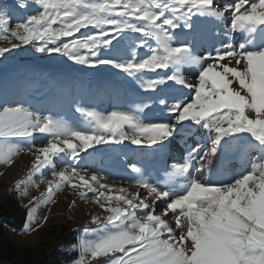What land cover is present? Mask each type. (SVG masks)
Returning <instances> with one entry per match:
<instances>
[{
	"label": "snow or ice",
	"instance_id": "1",
	"mask_svg": "<svg viewBox=\"0 0 264 264\" xmlns=\"http://www.w3.org/2000/svg\"><path fill=\"white\" fill-rule=\"evenodd\" d=\"M34 2V14L14 28L0 13V58L31 49L77 71L108 66L148 98L110 111L72 99L87 118L76 125L35 108L19 87L0 90V164L33 157L14 187L26 195L23 186L36 176L45 182L50 170L45 191L25 205L24 231L38 205L70 189L105 213L78 230L87 238L69 245L77 253L70 264H264V0ZM177 138L186 147L172 157L168 145ZM125 141L158 157L154 178L130 163V191L80 166ZM131 151L139 160L144 149Z\"/></svg>",
	"mask_w": 264,
	"mask_h": 264
},
{
	"label": "rangeland",
	"instance_id": "2",
	"mask_svg": "<svg viewBox=\"0 0 264 264\" xmlns=\"http://www.w3.org/2000/svg\"><path fill=\"white\" fill-rule=\"evenodd\" d=\"M20 2L21 0H0V13L9 16L10 28H14L15 24L27 15L34 14L38 7L34 0H23L27 7L20 8ZM238 38L239 34L236 33L234 42H237ZM149 42L152 43V41ZM5 43L0 39V46H4ZM13 51L16 53L15 55L0 58V90L5 85L9 89L19 87L21 97L29 100L35 108L45 113L51 111L54 116L65 119L69 123L82 125L87 120L86 117L75 111L76 105L71 103L72 99L85 106H94L100 110L110 111L114 108L132 107L138 100L148 98L146 94L141 93L138 89L134 90L133 87H127L126 80L113 76L112 73L115 70L110 69L108 66H100L98 70L77 71L71 62L63 59H37L39 54L33 55L31 49L28 52ZM140 54L144 55L143 52ZM191 71L186 69L185 75L189 80H194ZM60 100L63 103L58 102ZM149 115L154 118L159 117L161 115L159 107H154L153 112ZM192 139L193 137H189L188 143H191ZM35 143L37 146L46 143L43 134L36 135ZM124 145H127V147ZM124 145L114 146L116 151L107 157L102 158L97 155L94 163L91 160L81 161L80 166L87 167L90 171L96 169L100 175H107L109 182L114 183L116 187H125L130 191L134 189L132 177L128 174L130 163H138V166L143 168L146 177L154 178L157 172L153 165L158 157L150 153L149 146H135L128 141H125ZM185 147L184 140L179 138L168 145L172 157H179L184 152ZM136 148L144 149V152L139 154V160L131 151ZM145 153L148 154L145 155ZM32 159L33 157L30 154L22 153L14 158V162L10 166L0 164V185L14 186L18 181L25 179L31 167ZM65 162L70 163L67 158H65ZM171 162L172 159L170 158L169 163ZM234 163L239 168V163L235 161ZM59 167L58 161L57 170H59ZM33 179L34 182L23 186L26 195H20L17 190L26 212L25 205H28L33 197L39 198L40 194L45 191L46 181L51 179L50 170L44 171L43 180L45 182H41L40 176ZM141 192H143V189H141ZM89 195L91 196V193ZM54 200L55 203L40 204L36 207V220L30 225V231L25 232L24 228L21 231L8 229L9 238L20 245L36 246L39 245L42 239L40 227L50 222L64 219L71 222V229L82 230L86 225L89 228L95 227V225L89 223L92 215H105L103 210L96 207L91 200L87 203L80 201L70 189L57 193ZM73 200H76L75 205L72 204ZM157 214H159V209ZM44 217H47V219L45 220ZM171 223L175 228L174 221ZM78 237L87 238V234L79 231ZM0 264L14 263L0 261Z\"/></svg>",
	"mask_w": 264,
	"mask_h": 264
},
{
	"label": "trees",
	"instance_id": "3",
	"mask_svg": "<svg viewBox=\"0 0 264 264\" xmlns=\"http://www.w3.org/2000/svg\"><path fill=\"white\" fill-rule=\"evenodd\" d=\"M27 220L18 191L14 186L0 185V261L14 264H70L77 253L69 245L78 240V229L71 222L60 220L40 227L39 245H20L8 236V229L21 231Z\"/></svg>",
	"mask_w": 264,
	"mask_h": 264
},
{
	"label": "bare ground",
	"instance_id": "4",
	"mask_svg": "<svg viewBox=\"0 0 264 264\" xmlns=\"http://www.w3.org/2000/svg\"><path fill=\"white\" fill-rule=\"evenodd\" d=\"M223 38V37H222ZM194 79V78H193ZM51 104V103H50ZM52 104H53V102H52Z\"/></svg>",
	"mask_w": 264,
	"mask_h": 264
}]
</instances>
